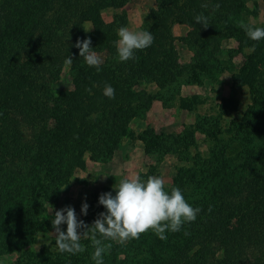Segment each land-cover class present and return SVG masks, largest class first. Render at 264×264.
I'll return each mask as SVG.
<instances>
[{"label": "trees", "instance_id": "16d2710c", "mask_svg": "<svg viewBox=\"0 0 264 264\" xmlns=\"http://www.w3.org/2000/svg\"><path fill=\"white\" fill-rule=\"evenodd\" d=\"M247 1L155 0L143 30L152 33L153 44L137 50L135 58L119 68L122 62L115 61L114 42L126 19L121 14L105 22L101 10L122 8V0H0V255L36 244L37 234L47 227L46 204L55 202L72 168L83 165L89 143L91 149L98 148L97 131L112 130V123L126 122L151 105L152 96L135 91V84L151 80L161 88L199 82L201 72L216 68L221 41L233 38L244 59L231 88L246 87L249 102L230 113L220 106L217 117L197 124L202 141L210 144L209 152L203 155L197 150L187 166L179 167L172 186L201 209L196 220L183 224L178 232H166V240L149 230L128 241L138 248L129 251L127 259L112 254L103 261L264 264V39L253 41L240 27L241 23L264 27V12L259 16ZM201 14L207 17V28L195 22ZM85 22L91 24L90 31L84 30ZM175 23L190 28L179 39L193 51L192 63L179 61L171 31ZM78 38H90L95 52H107L99 72L79 56L74 46ZM70 55L73 88L55 93L54 83ZM106 84L115 89L114 99L103 94ZM146 136L141 138L147 154L162 150L168 141L179 149L173 154L182 157V151L197 148L198 143L193 135L187 145L175 136L165 141L163 133ZM110 138L107 148L112 149L118 138ZM77 260L76 254L43 244L36 251L27 249L18 264Z\"/></svg>", "mask_w": 264, "mask_h": 264}, {"label": "rangeland", "instance_id": "374dc122", "mask_svg": "<svg viewBox=\"0 0 264 264\" xmlns=\"http://www.w3.org/2000/svg\"><path fill=\"white\" fill-rule=\"evenodd\" d=\"M122 8L105 6L101 10V17L105 22L113 21L123 14L126 19L124 27L130 30L143 31L145 20L151 8L156 7L155 0H122ZM247 6L259 10V16L264 12V0H248ZM119 20V19H118ZM252 24L255 22L249 18ZM85 29H92L89 22L83 24ZM190 28L182 23H175L171 28L174 35L175 45L178 50L179 61L181 63L194 62L193 51L179 38L184 37ZM118 31V30H117ZM247 51V50H246ZM245 51V52H246ZM97 55L104 61L108 58L106 51H96ZM115 61H119L118 55ZM216 68L211 73L199 74L197 80L181 83H173L167 87H159L154 81L140 80L133 86L135 91L144 92L152 96L151 105L142 110L136 116L131 117L126 122L112 123V130L106 127V132L99 130L96 133L98 148L91 149V142L87 151L82 156V166L72 168L69 179L59 186L58 197L55 202L46 204V229L37 234L35 245L19 248L16 252H7L0 255V264H18L24 260L26 250L36 251L39 246L46 245L51 250L57 249L55 244V230L52 226L54 213L65 206H72L75 209L78 220H83L85 224L91 225L94 218L101 212L97 202L102 193L113 191L119 185L121 179L129 176L139 175L142 181H146L149 176H158L165 181V191H169L175 183L177 170L180 166H187L192 161L198 150L203 155L209 152V145L203 142L204 135L197 124L205 123L204 119L217 117L220 106H226L227 113L237 112L246 108L249 102V93L246 87L232 89L233 78L238 74L239 68L244 59L243 53L238 49V45L233 38L223 39L221 49L217 53ZM120 63L118 67H124ZM55 90H72V74L69 66H63L58 79L54 83ZM138 101V100H137ZM135 101L134 105L138 104ZM140 108V107H139ZM226 115L221 119L224 121ZM110 126V125H109ZM149 132L161 134L167 137L175 136L176 140L187 145L191 136L198 140L197 148L189 146V151H182V157L173 154V150H179L172 142L164 141L162 150L147 154L144 151V141L141 137H147ZM117 135L115 145L111 147L110 136ZM99 145L101 147L99 148ZM203 157V156H202ZM62 189V190H61ZM88 203V214L81 213L83 202ZM43 204V200H41ZM103 207V206H102ZM104 208V207H103ZM105 211V209H104ZM66 224L61 225V229L66 231ZM81 233L84 229H79ZM149 232V231H147ZM147 232L142 234H147ZM81 244L85 246V251L76 254L79 257L74 264H91V253L94 251L91 241L81 237ZM111 244V248L104 257L111 258L116 254L119 259H127L129 251H136V245H130L127 241L120 244L114 241H104ZM136 248L133 250L132 247Z\"/></svg>", "mask_w": 264, "mask_h": 264}, {"label": "clouds", "instance_id": "9594fccd", "mask_svg": "<svg viewBox=\"0 0 264 264\" xmlns=\"http://www.w3.org/2000/svg\"><path fill=\"white\" fill-rule=\"evenodd\" d=\"M194 19L205 28L209 25L207 17L203 14ZM240 27L251 40L264 39V27L243 23ZM84 30L87 32L91 28ZM117 35L119 39L114 43L120 62L134 59L137 50H144L154 42L150 31L130 30L124 26L118 29ZM74 46L79 49V56L89 67H95L98 72L101 70L103 60L93 50L90 38H78ZM72 62L73 57L70 55L64 64L71 66ZM103 94L109 99H114L115 89L106 84ZM114 188L115 195L111 191L100 194L98 204L102 205L105 211L98 213V217L90 226L83 220H78L75 209L70 205L55 211L52 226L58 252L73 255L84 252L85 246L80 242L83 236L91 241L94 249L91 259L94 264H104L103 256L111 248V244H105L104 241L124 244L130 239H139L142 233L149 230L159 239L166 240V232L180 231L183 224L194 222L201 211L186 201L178 187L165 191V181L158 176H149L146 181H142L139 175L125 177ZM88 209L89 205L85 200L81 205V213L86 216ZM63 224L67 226L66 231L61 229ZM79 229L84 231L81 233Z\"/></svg>", "mask_w": 264, "mask_h": 264}]
</instances>
